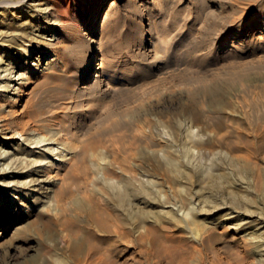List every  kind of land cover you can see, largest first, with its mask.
<instances>
[{"label": "rangeland", "instance_id": "obj_1", "mask_svg": "<svg viewBox=\"0 0 264 264\" xmlns=\"http://www.w3.org/2000/svg\"><path fill=\"white\" fill-rule=\"evenodd\" d=\"M76 2L33 0L35 5L42 4L49 15L42 18L49 30L35 27L29 35L34 38L26 36L24 32L27 31L21 32L18 27L11 26L14 33L5 38L11 46L10 50L23 41L24 45L18 46L20 53L24 50L22 46L31 45L34 47L29 56L32 61L40 50H54L59 56L58 62L46 68L45 77L39 74L26 80L18 79L22 86L15 107L31 115L35 128L40 129L41 124H47V135L51 133L46 130L52 127L57 116L63 129V134L58 136L60 140H69L75 151L80 150L82 145H89L91 151L102 150L108 159H112L115 143L119 147L117 144L127 142L132 122L155 114L163 118L167 125V130L161 134L168 140V145L172 144L170 149L178 148L171 157L178 162L181 172L172 173L174 180L169 181L166 175L154 170L151 163L138 155L133 156L136 179L141 178L148 183L141 187L131 184L129 193L144 213L130 215L111 200L113 206L119 207L115 210L121 219L118 224L126 231L121 238L112 231L98 229L89 220L90 200L99 196L93 188L109 192L103 177L98 178L95 185L85 181L77 183L79 185L67 183L71 193L65 195L64 189L57 190L50 202H39V208L23 217L33 225L32 231L26 235L9 232L0 238V264H24L31 256H38L39 264H56L58 257L65 258L68 264H216L217 258L228 260L231 256L240 260L238 264H264V121L253 120L248 125L243 120L246 114L251 117L253 113L263 114L264 108L256 112L258 108L246 105L240 108L239 105L244 104L240 103L243 99L249 101L259 93L262 82L257 76L263 74L264 69L251 70L250 73L257 75V80L252 83L236 82L228 98L233 105L225 111L216 112L228 115L222 120L221 129L228 132L225 138L228 144L213 143L212 149H203V155L212 157L214 162L211 163L205 156L201 159L187 155L184 152V127L181 125L176 129L172 121L177 115L180 121L185 122L184 119L189 117V112L184 110L185 105L193 106L190 113L195 107L200 112H206L205 97L198 94L193 101L190 100V92L198 91L200 82L186 83L189 77L205 68L213 72L227 67L234 57L237 61L261 57L264 45L255 46L249 42L251 38L253 41L264 38V0H100L97 23L89 33L88 43L83 37L77 39L59 27L60 21L68 23V26L78 21ZM82 2L87 10L91 9L92 0ZM101 8L107 9L102 18ZM251 23L254 26L248 28ZM243 29L245 32L240 34ZM92 38H98V41L93 42ZM93 45L99 46L95 50V60L104 69L102 86L108 89L105 90L107 95L96 105L92 104L98 119L85 116L87 122L84 119L83 128L75 131L69 124L75 110L71 105L64 106L62 103L73 99L71 91L77 87L82 63ZM49 55V52L44 53V62ZM184 69L187 71L183 74ZM220 72L217 76L209 75L208 81L214 78L230 80L228 74ZM12 92L10 89L8 94ZM201 105L204 107L201 108ZM107 106L109 112L117 111L110 118L102 116ZM236 108L239 111H234ZM205 118L202 116L200 120L191 122L204 140L217 134L212 121ZM237 154L241 155L240 158ZM78 161V168H72L68 173L76 178L89 177L91 172L86 171L89 174L84 175L85 168ZM199 164L203 167L211 164V172L202 170ZM14 165L8 171H24L27 168ZM115 175L120 177L118 172ZM191 201L199 203L197 208L201 209L193 215L203 220L206 233L211 232L202 244L187 226L189 220H180L177 215ZM23 218L10 216V220H16V223ZM145 227H151L153 232L144 231ZM76 229L83 238L78 259L73 256L74 239L71 238ZM85 241L96 245L92 256H87Z\"/></svg>", "mask_w": 264, "mask_h": 264}, {"label": "bare ground", "instance_id": "obj_2", "mask_svg": "<svg viewBox=\"0 0 264 264\" xmlns=\"http://www.w3.org/2000/svg\"><path fill=\"white\" fill-rule=\"evenodd\" d=\"M32 1L33 0H0V238L9 232H13L16 234L19 232H23L26 235L29 233V231H32L33 225L23 217L28 212L37 209L39 202H43L44 204L50 202V200L55 197L54 194L55 192L57 193V190L64 189L65 195L69 192L71 193V188H68L66 186L67 183L73 182L76 183V185H79L80 183H82V181H85L84 183H91L92 185H95L94 182L98 178L102 177L109 192L104 193L97 190L96 188H93L94 190H96L94 192L99 196L96 200H90L91 209L89 220L91 223L95 224L98 229L105 230L107 232L112 231L119 238H121L122 233L125 234L126 231H123L120 228V224H118L121 219L120 217H118V214L115 210H117V208L119 207L116 208V206H113L111 200L116 201L117 205L130 212V215H133L135 213L137 214V212L139 214L144 213L142 208L139 207V205H136L138 202H134L129 193L131 184L134 183L141 187L145 186L148 183L147 180V182H145L144 179H136L134 175L136 163L132 161L133 156L138 155L142 157L144 161L151 163L154 170L166 175L169 181H173L174 178L172 176V173L176 172L179 174L181 172V168L178 162L176 160H173L171 157L172 152L178 151V148L170 149L172 144H170L171 146L168 145V140L161 134L162 132L167 130V125L163 118L155 114H153L152 116H145L143 117V119L132 122V124L129 125L131 134L128 136L129 138L127 139V142L117 144L119 145V147H117L115 143L114 146L116 147L113 146L114 154L112 156V159H108L105 157V155H103V153L101 152L102 150L91 151L89 145H82L80 150L75 151L76 149H73V146L70 145L69 140H60L58 136L63 134V129L60 126L62 121L56 118L57 116L55 117L56 119L51 118L54 120L52 123V127L46 130L51 134L47 135L45 133V127L48 128L47 124L43 123L40 125V129H37L34 127L35 123H33L34 120L32 119L31 115L29 116V114H27L25 110H17L15 106L19 101V91L20 87L22 86V82H19L18 79L26 80L33 75L37 76L39 74L42 77H45L47 75L46 68H48L50 64L58 62L59 60V56L56 51L48 50L44 52L43 50H40L39 54L35 58H33L32 61L30 60L29 56L34 52V47H32L31 45L22 46L24 47V50L20 53V47L18 46L24 45L23 41L17 46L13 45L14 49L12 48L11 50L10 44L6 43L5 41V38L7 36L14 33L13 28H11L12 25L18 27L21 32L27 31L24 32L26 36H29L31 34V31L33 32V29L35 27H38L39 29L43 28L49 30V26L45 25L42 21V18L44 19L49 16L47 14L48 11H44L45 7H42V4L35 5L32 3ZM76 1V17L78 21L69 26L67 25L68 23L63 24L60 21L59 27L63 32H67V34L69 33L75 36L77 39L83 37L85 43H88L90 37L89 33L95 29L97 23V18L99 15L98 10L101 3L100 0H92L91 9L89 10L88 8L87 10L86 5L82 2V0ZM114 1L120 0H111V2ZM101 10H103L101 16L102 18L106 14L107 9L101 8ZM252 26H254V23L249 24L248 28H251ZM243 32H245L244 29L240 34H242ZM29 37L34 38L33 36ZM36 37L37 36H35V38ZM259 38L257 39V41H253L254 39L251 38L249 43H254L255 46L264 45V38ZM95 41H98V38H95V40L93 39V42ZM98 47V45H93L90 49V52L88 51L89 54L87 59L85 58V61H83L82 63L81 76L79 78V81L77 80V87L73 91H71L72 95H70V97H72L73 99L69 101L70 103H62L64 106L68 104L71 105L73 110H75H72L73 114L70 117L71 120H69V124L73 126L75 131H79L80 128H83L82 122L84 121L85 116L90 119H98V113L96 112L97 110L94 105L100 102L101 99L105 98V96L107 95V93L105 92L106 88L102 86V83L104 84V69L100 64H96L95 60V50H97ZM209 50L211 49L209 48ZM47 52H49L50 55L47 61L44 62V53ZM260 56L261 57H258L257 59H246L240 61H237L234 57L231 58V61L228 65L230 67L229 69L227 66L213 72H208L207 68H205L206 70L203 69L199 71L200 73L197 72L195 75L187 79L186 83L189 84L200 82V86L197 89L198 91L190 92V100L193 101L196 98V95L200 94L205 97L204 105L206 108L205 113L200 112V110H198L196 107L190 113V110L193 108V106L190 108V105H185L184 110L189 112V117L184 119L185 122L181 120V124L180 118L177 115L174 117L175 119L172 118L173 124H175L176 129L181 125H183L184 127V131L182 130L184 132L183 139L185 140L184 152L187 155L191 157L196 156L201 159H204L206 157L209 158L212 163L214 162V160H211L212 157H209L208 155V157L206 155H203V149H205L206 151L212 149L211 147L213 143H217L218 145L228 144V142L225 140L228 134L227 130L221 131L222 120L228 115L223 113L219 114L216 112L225 111L228 106L233 105L231 102H229L228 98L230 97L232 90L235 89L234 87L236 86V82L242 84V82L244 81L252 83L254 80H257V78H255V76L257 75H253L255 73L252 74L250 72H252L251 70L253 69H259L260 71V67L264 69V51ZM186 71L187 70L184 69L183 74ZM219 72L222 75L228 74L230 80L228 81L227 79H224L223 81L214 78L213 81H208V77H210L209 75L216 74L215 76H217V73ZM15 73H17L16 77ZM257 77H259L258 79L262 82L261 85H259L261 87L259 93L255 96H252V99L249 101L247 99H243L242 102L240 101V103H244L243 105L239 104L240 108L244 107L245 105L248 106V108H258L256 109V112L260 110L259 108H264V95L261 96L262 91L264 92V73ZM10 89L13 90V92L11 94H8V91ZM113 94H115V92ZM128 99L129 98H127L126 100ZM112 104L113 103H111L110 105ZM202 107L204 106L201 105V108ZM105 109L107 110H104L105 112L103 113L105 114L102 115L105 118H110L113 113L114 115L115 112L117 113V111L113 112L112 110L111 112H109L108 106ZM234 111H239V109L236 108ZM246 115L243 117V120H245L248 125H251V123H253V120L264 121V113H253L252 117L248 114ZM202 116L207 117V119L209 118L210 121H212L214 127L217 129V134L215 135V137L204 140V138L201 136L202 134L200 135V133L194 128L191 122H193V120H200ZM237 117L238 116H236V118ZM151 145L154 146L152 148H149L151 147ZM240 156L238 155L237 158H240ZM69 159L73 160V162H71ZM227 159H225V161H227ZM78 160H80L85 168L83 171L84 175L87 174L86 171L91 172V175H89V177L76 178L70 172L68 173V171H71L72 168H78L79 165H76V162ZM12 164H15L14 166L20 165L21 168H27L24 171H8L9 168L11 169ZM199 167L202 170H207L208 173L211 172V164L206 167H203L202 164H199ZM117 172L120 174V177L115 175ZM198 204L199 203L197 202L191 201L187 206H185L186 208L181 209V213L177 212V215L180 220H189L187 226L190 228V231L193 232L194 236L199 239L200 244H202L205 240L207 241L208 237L211 235V232L206 233L207 229L205 228V226H202L204 223L203 220L200 221L193 215V212L201 210L200 208H197ZM13 215H19L21 218H23L20 221L21 223H16V220L13 221V219L10 220V216ZM62 223L64 222L62 221ZM144 231L153 232V229L151 227H145ZM74 232L75 235L71 237L72 240L74 239L72 241V252L74 258L78 259V251L83 244V238L80 237L77 229ZM85 242L88 245L87 256H92V252L96 248V245L91 241ZM37 258L38 256H31L30 258H27L26 261H24V264H39ZM56 261V264H68L65 258L62 257H58ZM237 261L240 260H238L236 256H231L228 260H225V258L224 260H222L221 258H217L216 264H238ZM212 262L213 261H211V263Z\"/></svg>", "mask_w": 264, "mask_h": 264}]
</instances>
